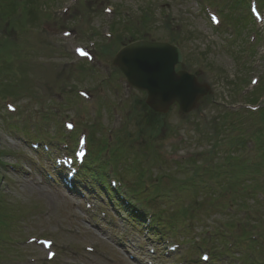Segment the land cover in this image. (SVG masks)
<instances>
[{
  "label": "rangeland",
  "instance_id": "obj_1",
  "mask_svg": "<svg viewBox=\"0 0 264 264\" xmlns=\"http://www.w3.org/2000/svg\"><path fill=\"white\" fill-rule=\"evenodd\" d=\"M20 1L22 0H0V38L3 39L4 36H6L5 38H16L20 42L21 47V60H18L17 63L10 61V54L9 56H5L6 54L0 53L1 58H3V65L10 68V71L2 73V75L0 74V83L6 82L8 84L3 85L2 83L0 89L6 91V93L22 92L18 99L12 102L17 104L19 109L22 106L25 112H30L33 117L32 119H34L38 118L36 116L38 108L39 114H42L45 110L44 108L48 105L46 103L49 98L42 97L44 96L42 93L45 92L44 88L46 85L48 86L46 89L50 93L45 92L47 96L54 92H60L63 96L67 95L69 98L75 99V94L77 93L75 86H80L83 83H87L86 85H88L89 83V86L94 89L96 82L102 81V77L100 78L94 70V73L88 71L83 78L80 75L79 78L82 79L78 81L80 84L74 80L77 73L80 72L77 69V61L74 64L69 63L73 59V55L68 50L67 41L63 40L62 35L64 29L72 26L69 20L77 16L82 17V12L77 10L78 6L76 4L72 3L70 13L65 16L61 9L64 6L63 2L68 0H55L54 7H48L43 0H34L37 4L35 17L30 15V10L35 5L33 2V4L28 5L27 14L21 17V21H19L22 23L20 24L21 26L18 24L21 29L18 32L7 31L3 18L11 14L9 13L10 10H13L15 13L14 9ZM105 1L107 2V0ZM108 1L110 4L112 3L116 6L118 15L130 10H134L139 14V20L146 24L141 30L143 33H146L144 30H147L149 37L172 40L173 35L178 33V40L183 43L182 48L184 54L187 56L188 69L194 71L198 67L202 68L205 72L200 77V80L207 82L210 86L208 94L202 98L197 107L198 112H193L194 114H191L187 119H178L173 110L166 116H163L161 125L159 119L162 115L153 113L146 108L141 101L145 99V94L136 90L138 103L135 106V115L142 117L145 122L144 134L139 132L140 128L136 123H131L122 132L123 140L119 139V145L146 141L145 133L151 127L156 130L159 127L161 130H174V132L177 129V135L170 134L169 138L165 141L161 143L157 142L156 154L159 153L160 157L158 156L152 165L145 166L138 161H129L127 163V171L122 174V178L127 185L133 188V193L137 197H140L143 193L141 186L145 182L151 183L149 193L159 194L157 182L162 181V174L159 173L158 167L163 164V160L170 167L169 169L174 171L177 168L174 160L179 156L181 157L183 153L186 158L191 160L196 159V157H204L202 151L205 149L200 145L201 142L197 143L194 137L195 133H197L194 129L195 122L198 120L201 123L200 129L203 125L205 133L212 130L214 126L220 127L219 117L223 112V107L217 103L229 104L237 100L236 93L238 89H242L246 84L240 87L236 84V81L247 76L249 64L253 65L255 70L263 68L264 28L257 26L259 30L256 28L253 30L260 32L262 41L259 42L257 40L254 43L255 56H252V59L249 60L247 47L251 42L249 36L252 31L246 36L245 44L240 45L238 39H235V35H233L231 25L221 26L218 29L211 26L202 9L200 0ZM106 2L102 3L101 12H104L103 6ZM70 4V2H67V5ZM85 5L89 18L88 20L85 19L84 23L79 20L80 24L83 23L81 28L84 31L88 32L92 30L89 23L98 28L103 21L111 18L105 13L102 15L99 11H95L93 14V6H95L93 0H87ZM41 14L45 15L41 17ZM97 15L101 17L98 18ZM103 16H105L104 19ZM103 27L100 29H103ZM78 32L81 33L80 31ZM124 34L127 37L131 36L129 33ZM81 35L78 34V36L85 40V36L82 33ZM148 36L146 35V37ZM39 38H42V42L37 41ZM89 40L94 39L90 38L86 41L88 42ZM71 41L79 42L74 39ZM61 44L63 48L59 47ZM69 44L71 42H68ZM57 48H59V52ZM114 49L111 46L109 51L100 50V52L104 55H112ZM0 51L5 52V49L1 48ZM6 52L8 53V48ZM190 55H192V59L188 57ZM244 61H246L245 64H243ZM103 73L104 71L101 69V74ZM17 74L19 75L17 76ZM115 75V73L111 74V76ZM15 76L18 78L16 79ZM22 77L23 79L19 80ZM44 81L48 83L44 84ZM96 91L102 98L106 97L105 94L107 93L103 89L96 88ZM212 101L216 102L215 105L212 104ZM80 104L82 103H79V107L76 108L68 106L69 110H67V113L78 121H83L86 118V113L81 110ZM88 105L89 110L95 114L94 104L88 103ZM103 109L106 111L107 106H103ZM148 111H150L151 115L147 113ZM103 118L106 117L104 116ZM38 119L42 120V117L39 115ZM109 121L110 119L108 118L107 124H109ZM110 123L113 125L112 122ZM46 125L47 127L44 130L47 129V132L50 133L55 131V128L50 123ZM31 131L32 127L29 129V132ZM17 135L16 130L14 131V128L8 125L4 105L0 103V153L2 154L0 158V218L2 220L5 218L8 221V224H3L0 227V264H80L81 262H87L88 264H138V262L132 261L127 253L123 252L122 248L115 245L114 240L110 237V232L106 233L104 228L100 227L98 229L89 223L88 213L85 208L81 207L84 205V202L80 205V202H77L73 197L69 195L67 197L64 192L55 190L44 182L45 171L37 166L36 156L31 154L30 147ZM50 136L45 135L46 138ZM118 136L119 132L116 134V139H118ZM211 139L212 141L219 140L215 130H213ZM178 143L181 144V147L178 146ZM3 162L13 164L14 166H3ZM114 162L117 165L120 164L116 159H114ZM17 165L19 166L18 168ZM198 166L199 162L193 161L191 167L194 172L198 169ZM216 167L217 165L214 166L215 169ZM28 169H31L32 172H29ZM176 173L177 175L179 174L178 169ZM168 178L174 181V186L180 191L187 189L188 186L193 187L192 192L182 193L180 201L176 203H180L184 207L189 205L196 208L195 206H197L202 210L210 206L209 213L201 210L206 215L204 217L206 219L204 220H207L209 224L215 227L218 226L220 233L225 232L224 226H221L219 223V218L224 217V203H222V206H219L218 203L211 205L212 202H219V199L206 195L205 191H199L197 189L198 179L194 174H191L187 178H182V176H178L176 179L173 176H168ZM205 198L206 201H204ZM252 200L253 198L248 199L249 203L246 206L251 205L260 217H264V206L252 202ZM170 208L172 207L168 205V209ZM126 217L128 216L118 220L120 227L124 224L126 225V222H131ZM182 217V214L177 213L174 217L175 223H178ZM97 222L107 227H113L107 218L105 220L98 218ZM202 224V222H199V224L194 225L193 230L188 234L192 233L193 236H196L201 230H205L206 228ZM131 227L130 238L132 241L141 240V242H145L142 235L137 236L133 230V225ZM115 228L120 232L121 228ZM211 230L213 231V229ZM119 234L122 235V232ZM32 235H41L54 239L57 247L56 250L60 252L57 257L58 259L49 261L41 247L36 244H25L24 241ZM66 244L77 248L80 256L74 257L69 251L67 252L66 249L61 248V246L66 248ZM85 244L97 246L105 250L114 258L115 262L106 260L101 254L86 252L84 248ZM220 249L217 250L219 252L218 259L222 262L220 264H234L236 261L242 260L237 255L235 260L232 258L231 254L239 253L235 246L229 248L227 244V250L222 251ZM185 253L180 251L176 257H181ZM176 257L172 255V259ZM192 257H197L195 260H198L199 254L195 255L193 253ZM261 258H263L261 262L264 264V252L260 254ZM209 264H216V259Z\"/></svg>",
  "mask_w": 264,
  "mask_h": 264
},
{
  "label": "water",
  "instance_id": "obj_2",
  "mask_svg": "<svg viewBox=\"0 0 264 264\" xmlns=\"http://www.w3.org/2000/svg\"><path fill=\"white\" fill-rule=\"evenodd\" d=\"M170 50L160 44L141 43L123 50L116 62L132 82L149 91V102L156 109L163 111L178 99L190 110L204 92L191 81V77L174 72V65L180 58Z\"/></svg>",
  "mask_w": 264,
  "mask_h": 264
},
{
  "label": "snow or ice",
  "instance_id": "obj_3",
  "mask_svg": "<svg viewBox=\"0 0 264 264\" xmlns=\"http://www.w3.org/2000/svg\"><path fill=\"white\" fill-rule=\"evenodd\" d=\"M107 11H111V9H107ZM76 51L78 53H80L81 55H84V56H87L88 55V53L85 52L84 49H82V48H78V49H76ZM253 82L255 83V81H253ZM85 95H86V93H85ZM9 107H11V105H9ZM68 127H72V125L69 124ZM49 255L51 256L52 254L50 253Z\"/></svg>",
  "mask_w": 264,
  "mask_h": 264
},
{
  "label": "trees",
  "instance_id": "obj_4",
  "mask_svg": "<svg viewBox=\"0 0 264 264\" xmlns=\"http://www.w3.org/2000/svg\"><path fill=\"white\" fill-rule=\"evenodd\" d=\"M3 220L0 218V225H1V222H2Z\"/></svg>",
  "mask_w": 264,
  "mask_h": 264
}]
</instances>
